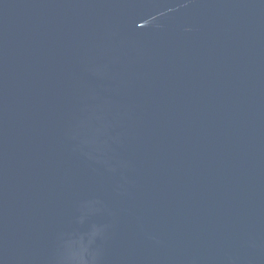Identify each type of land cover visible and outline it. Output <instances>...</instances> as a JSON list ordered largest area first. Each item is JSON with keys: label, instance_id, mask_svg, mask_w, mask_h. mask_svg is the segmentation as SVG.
Listing matches in <instances>:
<instances>
[{"label": "water", "instance_id": "water-1", "mask_svg": "<svg viewBox=\"0 0 264 264\" xmlns=\"http://www.w3.org/2000/svg\"><path fill=\"white\" fill-rule=\"evenodd\" d=\"M0 264H264V0H0Z\"/></svg>", "mask_w": 264, "mask_h": 264}]
</instances>
